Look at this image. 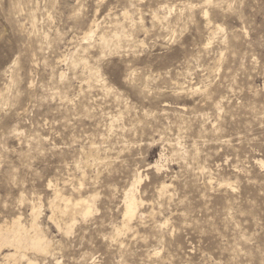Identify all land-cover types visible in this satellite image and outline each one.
I'll use <instances>...</instances> for the list:
<instances>
[{
  "label": "rangeland",
  "instance_id": "1",
  "mask_svg": "<svg viewBox=\"0 0 264 264\" xmlns=\"http://www.w3.org/2000/svg\"><path fill=\"white\" fill-rule=\"evenodd\" d=\"M31 211L35 264H264V0H0V226Z\"/></svg>",
  "mask_w": 264,
  "mask_h": 264
},
{
  "label": "bare ground",
  "instance_id": "2",
  "mask_svg": "<svg viewBox=\"0 0 264 264\" xmlns=\"http://www.w3.org/2000/svg\"><path fill=\"white\" fill-rule=\"evenodd\" d=\"M93 33L94 32L90 29L89 34L87 33L88 35L84 36V40H88V37H91V35ZM84 34H86V33H84ZM157 164H158V161L154 164V168L156 169V171H159V166ZM136 177H137V174H136ZM139 182H140V176H138L135 183L138 184ZM166 187L163 184V186L161 187L162 188L161 192L166 191V189L168 188V187L167 188ZM133 188H134V185L131 184V188L129 190H127L123 196L122 227L125 230L130 229V227H131L130 224L133 221V219L136 217L137 212H138L137 211L138 206H139L138 204L141 203V202H138V200L135 198L134 193H133V191H134ZM90 198L93 199L92 197H90ZM88 199H89V197H87L86 199H79V200L77 199V201L73 202L75 199L73 201H71V198H70V200L65 199L64 197L62 198L59 195L58 191H54V199L51 203H49V207L52 209L50 220H53V218L56 217L55 216L56 211L58 212L57 217L60 215V217L62 216V217H64L65 220L67 219L70 222H74L76 216H80L83 220L86 219L87 217L90 216L91 210L93 209L92 208L93 206H91L93 204H90V201ZM57 201H61L62 206L58 205L56 203ZM34 208H32L31 210L34 211ZM32 211H31V213H32L31 214V223H29L31 225L28 228L29 230L26 229L27 227L25 228L24 224H23V226L20 224V223H22L20 218H19L20 221L15 219V221H12L11 224H9L8 226H6V225L0 226V264H16L18 261H23V260L26 262V264H35L30 259H28V258L26 259V257H25L26 254H25V252L23 253V251H27V250L33 251L37 254H42V255H45L48 253L49 241L47 242L45 237L42 236V234L40 232V228L38 227V225L36 223L37 216L35 217L36 214ZM61 220H63V219H61ZM54 222H55V220H54ZM66 223L67 222H65L64 225ZM66 226H65L66 229L65 228L64 229H65L66 233H69L71 231V225H69L67 227ZM29 231H31V232H29ZM122 231H123V229H122ZM7 249L9 252H6L5 254H3V252L6 251Z\"/></svg>",
  "mask_w": 264,
  "mask_h": 264
},
{
  "label": "snow or ice",
  "instance_id": "3",
  "mask_svg": "<svg viewBox=\"0 0 264 264\" xmlns=\"http://www.w3.org/2000/svg\"><path fill=\"white\" fill-rule=\"evenodd\" d=\"M206 4L208 6L212 5V0H206ZM110 75L113 76L114 79L119 81L121 78H123L125 81H127L130 84H134L135 80V73L131 71H127L121 67H113L111 69H106Z\"/></svg>",
  "mask_w": 264,
  "mask_h": 264
}]
</instances>
